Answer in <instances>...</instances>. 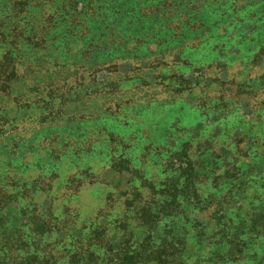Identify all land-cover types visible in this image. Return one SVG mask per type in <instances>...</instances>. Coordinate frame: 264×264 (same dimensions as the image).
Segmentation results:
<instances>
[{
  "label": "rangeland",
  "instance_id": "rangeland-1",
  "mask_svg": "<svg viewBox=\"0 0 264 264\" xmlns=\"http://www.w3.org/2000/svg\"><path fill=\"white\" fill-rule=\"evenodd\" d=\"M14 1L0 259L264 264V0Z\"/></svg>",
  "mask_w": 264,
  "mask_h": 264
},
{
  "label": "trees",
  "instance_id": "trees-1",
  "mask_svg": "<svg viewBox=\"0 0 264 264\" xmlns=\"http://www.w3.org/2000/svg\"><path fill=\"white\" fill-rule=\"evenodd\" d=\"M38 2V0H15L12 4V6L14 7V10L16 11L19 10L21 7L30 5V4H36ZM2 9V8H1ZM29 248L31 249L30 254H28L27 256H25V258L29 259L30 262H35L37 264H48L49 260L52 259V256L49 253L46 254H40V253H34V249L31 247L32 243H29ZM1 249V248H0ZM1 251V250H0ZM7 258L6 253H2L1 254V259H0V264H27V263H23V262H7V260H5Z\"/></svg>",
  "mask_w": 264,
  "mask_h": 264
}]
</instances>
